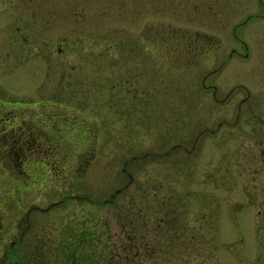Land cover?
<instances>
[{"label":"rangeland","instance_id":"rangeland-1","mask_svg":"<svg viewBox=\"0 0 264 264\" xmlns=\"http://www.w3.org/2000/svg\"><path fill=\"white\" fill-rule=\"evenodd\" d=\"M258 2L0 0V110L40 142L18 162L0 136V215L42 208L30 263L111 264L155 202L201 237L185 264H264Z\"/></svg>","mask_w":264,"mask_h":264},{"label":"flooded vegetation","instance_id":"flooded-vegetation-1","mask_svg":"<svg viewBox=\"0 0 264 264\" xmlns=\"http://www.w3.org/2000/svg\"><path fill=\"white\" fill-rule=\"evenodd\" d=\"M263 8V12L259 13L256 11L252 15H249V18L253 17H262L264 18V0H258ZM258 2V4H259ZM251 16V17H250ZM264 44V37L259 39ZM259 42V41H258ZM259 46V48H253L249 46L247 56L251 58L250 54L257 53L259 56H252V58H261L264 57V45ZM254 49V51H253ZM258 50V52H257ZM253 51V52H252ZM253 67V66H252ZM257 66L255 65V68ZM256 73V72H255ZM260 83L259 81L255 84ZM261 84L264 86V68H263V82ZM259 85V84H258ZM255 86V85H254ZM253 85L248 89V95L251 94V90L255 92L252 88ZM255 89V88H254ZM215 87L212 89V93L215 94ZM238 108V106H237ZM0 122H4L9 125V131L1 130L0 136L4 135V138H11L9 144V150L7 149L6 154L12 153V155L17 158L18 162H21L23 158H27L28 154L31 155L33 152H36V148L40 146L36 138L32 135H29L31 131L29 130L26 133L24 127H15L16 118L20 117V111L13 108L6 110H0ZM249 111L253 114V106L249 105ZM264 111V105H263ZM11 113V114H10ZM11 119L13 121H11ZM24 119V118H23ZM25 120V119H24ZM26 122V120H25ZM17 123V121H16ZM7 126V125H4ZM154 217L151 221L150 235L147 236L143 232H137L134 237L128 236L127 243L121 245V247L112 248L111 250L116 251L113 255L110 251L111 256H115L113 260H110L111 264H185L186 260L183 258L187 256V251L184 247L187 246V243L190 245V241L201 240V237L194 235L192 233L184 232L185 229L180 224H175L172 222L171 217L167 215L159 216L157 214V204L154 202ZM42 209L39 205H29L21 216L15 218L18 222L16 225H9L3 229L2 225V216L0 215V264H32L30 263V247L31 244L27 241V234L31 229L30 214ZM39 212V211H38ZM172 216V215H171ZM176 216V215H174ZM180 216V215H178ZM173 218V217H172ZM142 223L139 226V229L142 230ZM162 224H164L162 226ZM138 229V230H139ZM139 230V231H140ZM12 234L13 238L9 243L3 242L4 237ZM193 239V240H192ZM204 239V238H203ZM206 240V239H204ZM206 241H204L205 243ZM123 243V242H122ZM118 250V251H117ZM179 256H183L181 259ZM123 262V263H122ZM34 264H45V263H34ZM70 264H75L74 261ZM196 264V263H193Z\"/></svg>","mask_w":264,"mask_h":264}]
</instances>
